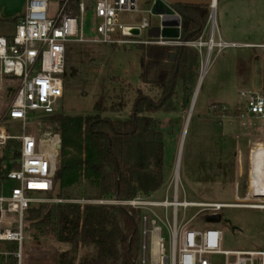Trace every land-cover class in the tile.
<instances>
[{"label": "rangeland", "instance_id": "rangeland-1", "mask_svg": "<svg viewBox=\"0 0 264 264\" xmlns=\"http://www.w3.org/2000/svg\"><path fill=\"white\" fill-rule=\"evenodd\" d=\"M219 2L216 9L217 40L220 38L219 21L224 13L225 3L256 2L257 5L260 4V16L257 22H253L255 27L231 28V33L237 34L232 41L236 43L264 41V0ZM155 4L156 0H138L136 11L122 14V22L127 25H140L144 18L148 19L151 28L142 31L140 36L142 40L150 38L149 30L160 24L159 17L153 12ZM58 9V0H50L49 15H53ZM85 20L84 36L92 38L95 35L92 28L95 21L92 13H88ZM3 27L9 29L11 33L15 32L12 25ZM209 32L210 26L205 27L204 39L208 38ZM249 35L253 38L249 39ZM141 71L142 52L134 48L133 44L111 45L91 41H68L66 72L63 75L65 94L59 103L57 114L73 116L92 114L95 112L96 102L104 92L108 99V109L101 115L127 118L138 89H143L153 102H158L161 98L159 90L143 84L140 79ZM13 90V88L0 90V115L6 112L13 98ZM249 91L264 93V47L238 44L237 47L225 49L220 53L215 49L192 112L190 110L193 97L189 105L185 106L184 95L178 89L176 96L173 97L176 110L169 114L162 112L153 114L161 121L165 144L166 179L165 184L154 195L164 198L168 194L172 198L177 167L181 200L239 205L237 208L223 209L217 214H214V211H203L191 222V225L201 229L208 227L221 229L222 250L264 249V209L248 207L264 205L259 186V170L261 160H264V119L248 115L247 98L241 93ZM215 104L224 106L226 110L214 112L211 107ZM119 109L123 110L116 113L115 111ZM5 124L10 133L22 134L21 121L9 120ZM24 126L25 133L35 137L38 133L60 134L59 125L52 117L32 114ZM12 153L14 147L7 150L0 148V180L12 168ZM16 163L17 160H13V164ZM7 186H14V182L8 183ZM68 193L70 199L55 197L54 199L80 203L98 201L89 199L95 190L85 182L70 189ZM179 211L181 221L184 211L191 219L197 209L181 208ZM158 212L164 217L163 210ZM169 213L171 215V209ZM217 215L221 216V221L212 222L210 218ZM160 224L163 226L165 246L169 251L170 232L166 226ZM68 248V244L60 243L53 237L36 240L28 227L24 241V264H58V255ZM10 249L17 250V244L0 242L1 252ZM84 252L85 249L81 254ZM210 259L213 264H225L223 255H212ZM140 260L141 254L138 264ZM1 262L0 259V264Z\"/></svg>", "mask_w": 264, "mask_h": 264}, {"label": "built area", "instance_id": "built-area-1", "mask_svg": "<svg viewBox=\"0 0 264 264\" xmlns=\"http://www.w3.org/2000/svg\"><path fill=\"white\" fill-rule=\"evenodd\" d=\"M158 0H156L157 2ZM72 2L76 5L72 7ZM138 0H58L59 9L50 14V0H28L24 17L11 37L0 36V90L14 89L10 104L0 115V148L11 140L21 144L20 158L0 180V242L17 244V250L0 251L1 264H24V241L27 232V212L33 204L61 202L41 195L52 192L59 166L60 134L45 133L35 137L25 133V123L32 114L42 117L58 113V106L65 94L63 75L66 72V43L96 42L111 45L158 44L188 46L200 56V72L209 67L215 49L221 51L237 47V43L216 39L217 4L210 5L207 39L203 34L196 40L182 39L183 16L168 2L164 3L174 16L180 18L177 37L140 38L143 30L151 28L148 19L140 25L122 22V14L137 10ZM88 13L94 18L95 35L84 36ZM161 20L163 15L158 16ZM136 31H139L137 33ZM205 50V57L203 58ZM247 98L246 108L250 117L264 119V93L242 92ZM214 112L224 111L217 104ZM21 121L23 132L10 133L6 122ZM14 182V186H7ZM94 203H106L98 200ZM129 205L142 211L140 264H213L210 256L223 255L225 264H264V249L222 250L223 231L217 227L198 228L191 225L203 211L214 214L226 208H237L234 203L190 202L179 198V175L175 168L172 198L156 195H138L130 201H107ZM197 209L192 218L185 214L179 221L180 209ZM171 209V215L169 210ZM158 210L164 211V217ZM162 223L170 232L171 245L167 251ZM149 254V258H148Z\"/></svg>", "mask_w": 264, "mask_h": 264}, {"label": "trees", "instance_id": "trees-1", "mask_svg": "<svg viewBox=\"0 0 264 264\" xmlns=\"http://www.w3.org/2000/svg\"><path fill=\"white\" fill-rule=\"evenodd\" d=\"M178 8L184 14L182 39H198L207 25L210 6L179 4ZM133 47L142 52L141 81L159 90L160 100L153 102L138 89L127 118L109 117L101 115L108 109L102 92L92 114L48 116L59 125L61 149L54 190L42 197L70 199L68 191L85 182L95 190L90 200L130 201L138 195H153L165 184L163 131L153 114L174 112L178 89L185 106L189 105L200 75V56L188 46ZM173 53L176 58L169 61ZM11 147V160H18L20 142L11 140L4 149ZM26 219L27 230L36 240L53 237L69 245L58 255V264H138L140 209L110 203L45 202L33 204Z\"/></svg>", "mask_w": 264, "mask_h": 264}, {"label": "crops", "instance_id": "crops-1", "mask_svg": "<svg viewBox=\"0 0 264 264\" xmlns=\"http://www.w3.org/2000/svg\"><path fill=\"white\" fill-rule=\"evenodd\" d=\"M27 2L28 0H0V36L11 37L15 33H11L9 29L3 26L12 25L16 30V26L24 17ZM219 4L220 2H218L217 5L219 6ZM259 5L260 4L257 5L256 2L225 3V7L223 9L224 13L219 21V37L222 38L224 41L236 43L235 41H232V38H236L237 34L231 33V28H237L238 26H241L240 28H242V26H244L248 29H251V27H255V25H253V22H257L258 17L260 16ZM170 33L173 34V32L171 31ZM152 34H156V32L153 31ZM248 38L252 39L253 37L249 35ZM237 44L250 47H264V41L259 43L240 42Z\"/></svg>", "mask_w": 264, "mask_h": 264}, {"label": "water", "instance_id": "water-1", "mask_svg": "<svg viewBox=\"0 0 264 264\" xmlns=\"http://www.w3.org/2000/svg\"><path fill=\"white\" fill-rule=\"evenodd\" d=\"M164 1L168 2L182 16H184V14L179 10V8H178L179 4L210 6L214 2V0H158L154 6L153 12L157 16L163 15V17L160 20V25L149 31V37H151V38H157L159 36L177 37L179 34L177 27L180 24V18L178 16H174L172 14V11L166 6ZM216 1L218 2L220 0H216ZM153 31H155L156 34H152ZM170 31L173 32V34H171ZM136 32L139 33V31H136ZM175 58H176V54L173 53L170 55L169 59H170V61H174ZM201 79H202V72H200L197 88H196V91L193 95L192 107H193V103L195 101L196 94L199 91V88L201 86ZM192 107H191L190 111H192ZM210 220L212 222H217V221L219 222V221H221V216L220 215L212 216L210 218Z\"/></svg>", "mask_w": 264, "mask_h": 264}, {"label": "bare ground", "instance_id": "bare-ground-1", "mask_svg": "<svg viewBox=\"0 0 264 264\" xmlns=\"http://www.w3.org/2000/svg\"><path fill=\"white\" fill-rule=\"evenodd\" d=\"M214 4L215 5L217 4V1L216 0H214ZM205 73H206V70L204 69L203 70V75H202L201 82H202V80H203V78L205 76ZM198 92L196 94L195 101L197 99ZM195 101L193 103L192 110L194 109ZM177 175H179L178 171H177ZM259 177H260V179H259V184L260 185L259 186L261 188L262 198L264 199V160H261V165H260V170H259ZM242 207H244V206H242ZM248 207L255 208V209H264V205H252V206L249 205Z\"/></svg>", "mask_w": 264, "mask_h": 264}]
</instances>
